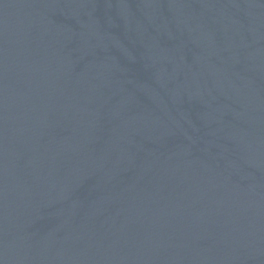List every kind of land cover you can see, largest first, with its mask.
Masks as SVG:
<instances>
[{
  "label": "water",
  "instance_id": "1",
  "mask_svg": "<svg viewBox=\"0 0 264 264\" xmlns=\"http://www.w3.org/2000/svg\"><path fill=\"white\" fill-rule=\"evenodd\" d=\"M0 264H264V0H0Z\"/></svg>",
  "mask_w": 264,
  "mask_h": 264
}]
</instances>
